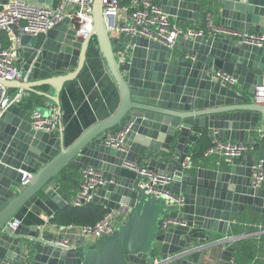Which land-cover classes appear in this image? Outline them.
I'll return each mask as SVG.
<instances>
[{"label": "water", "instance_id": "water-1", "mask_svg": "<svg viewBox=\"0 0 264 264\" xmlns=\"http://www.w3.org/2000/svg\"><path fill=\"white\" fill-rule=\"evenodd\" d=\"M160 3L192 26L200 24L210 5L209 0ZM214 3L221 25L264 32V0ZM92 15L94 24L85 38L77 36L78 19L66 18L40 37L10 26L21 46L23 80L0 78V84L49 98L47 104L56 103L60 116V93L81 73L96 39L121 100L111 116L68 145L61 125L57 132L36 130L32 111L21 104L12 102L0 113V264H198L189 260L192 253L228 244L226 263L242 238L231 232L233 214L248 207L264 219V182L258 188L252 185L254 155L216 168L187 169L183 163L198 140L214 131L220 139L257 144V155L264 159V102L256 98L264 84V47L209 33L181 36L179 41L194 56L186 58L140 36L120 62L123 44L110 34L103 0H94ZM215 70L232 74L238 85H221L212 77ZM44 87H52L53 94L37 90ZM116 126L129 128L127 151L104 142V132ZM137 155L150 159L151 169L173 173L171 189L185 197L182 207L146 192L142 176L126 174L124 163ZM84 166L100 169L106 179L91 202L126 216L112 234L67 248L56 243L60 236L44 223L13 231L6 227L23 208L53 217L73 200L70 193L79 190ZM165 215H176L180 222L162 230ZM202 260L203 254L199 264Z\"/></svg>", "mask_w": 264, "mask_h": 264}, {"label": "built area", "instance_id": "built-area-1", "mask_svg": "<svg viewBox=\"0 0 264 264\" xmlns=\"http://www.w3.org/2000/svg\"><path fill=\"white\" fill-rule=\"evenodd\" d=\"M94 0H58L52 3H36L30 0H10L0 7V78L7 81L23 80L22 68L18 64V57L21 54V46L18 39L14 36L12 43L4 46L2 33L7 32L13 35L10 28L15 24L19 30L28 35L43 36L49 30L54 28L64 19H78L77 36L85 38L91 31L94 19L92 15ZM104 16L113 37H124L123 46L119 48L118 58L120 62L126 61L129 51L135 46L137 37H146L154 40L167 48L173 50L180 37L185 39L193 38L198 35L213 34L223 37H229L241 43H247L258 47H264V32L248 31L245 29H236L221 25L215 21V16L207 14L204 25L195 27H184L177 18L167 13L160 3V0H103ZM186 58H194L190 53ZM215 81L223 86L234 88L238 85L237 78L223 70H215L212 74ZM23 91V90H22ZM19 92L10 95L8 88L0 84V113L12 103H22L24 93ZM259 101L264 102V84L258 88ZM60 116L56 110L48 114L40 110H32V125L36 130L57 132L59 131ZM128 127H122L116 131H107L104 134V142L111 147L122 151H127L128 146L124 140L128 133ZM214 131L210 146L205 150L203 157L218 155L227 161L248 154L254 155L252 185L258 188L264 182V159L257 155V144L220 139ZM193 160L188 157L183 163L184 168L192 167ZM124 166L142 176V187L146 192L152 193L157 197H165L169 204L182 207L185 197L175 194L171 189L174 180L173 173L165 170H154L145 162L129 161ZM80 187L76 197L72 201L73 206H83L91 202L99 186L106 183L103 172L93 166H84L79 171ZM115 212L109 211L104 217L94 225L81 226L82 231L94 239L101 235L112 234L118 226ZM176 215H165L160 223V229L166 230L180 221ZM22 224L17 217L11 219L6 227L15 230ZM264 233V227L261 226L256 235L261 236ZM244 239L239 238V241ZM57 244L72 248V242L69 238L59 237ZM26 264H34L29 261ZM155 264H158L155 263ZM224 264H242L234 254L229 261Z\"/></svg>", "mask_w": 264, "mask_h": 264}, {"label": "crops", "instance_id": "crops-1", "mask_svg": "<svg viewBox=\"0 0 264 264\" xmlns=\"http://www.w3.org/2000/svg\"><path fill=\"white\" fill-rule=\"evenodd\" d=\"M9 1L10 0H0V7ZM209 3V6H205L206 13L203 15L200 24L205 22V18L209 13L213 14L215 16V21L221 24V15L218 9V4L214 3V0H209ZM179 22L184 27L196 26H192L188 23L181 21ZM10 38L13 40L14 34L12 35V37L10 35ZM116 38H118L121 43L125 41L124 37ZM172 51L175 55L178 56H186V54L189 53V51L183 46V43L180 41L177 43V45ZM68 70L71 71L73 69ZM37 90H44L49 94H53L52 87L38 88ZM8 91L10 95L13 96L21 92L22 90H19L16 87H12L8 88ZM22 92L25 96L22 103L20 104L23 105L25 109L29 110L30 112L36 109V107H39L40 111L48 114L53 110H57L58 108L57 104L54 102L51 105L47 104L49 98L40 96L33 92ZM120 100L121 98L118 87L114 79L108 72L105 60L98 48L97 42H93V44L89 47L87 59L83 70L77 78L70 82H67L60 93L61 115L59 125H61L62 128L65 145L72 143L93 123L100 120H104L111 116L118 108ZM107 131L112 130L110 129ZM107 131H105L104 134ZM209 138H212V134L209 135ZM197 146L198 143L195 144L194 148L190 149L188 157L192 158V155L196 151ZM134 159L136 161L141 159L142 162H145L147 164H149L150 162V159H146L145 156L137 155ZM226 162L227 159H223L218 155L200 157L195 159V161L193 160L195 168H216ZM126 174L129 177L133 178L138 176V174L130 170L126 171ZM77 186L78 188L80 187V182L77 184ZM77 192L78 190L72 191L70 193L71 200L76 197ZM72 201L68 200L67 204L72 203ZM16 217L21 220V225L23 226H31L34 224L38 225L44 223L45 229L47 231L54 232L60 237L69 238L72 242V246H78L86 242H92L96 240L92 237H88L82 231L81 226L59 225L51 221V216L40 214L27 208H23L22 210H20ZM117 219L118 223L124 222L126 220V216L118 214ZM48 220L49 223L47 222ZM232 221L234 222L231 231L232 234L243 236L244 238L255 237V239L258 241V245L256 246L258 251L255 254L256 258L255 260L252 259V263H255L256 260H259V258L261 257L259 256L260 252L264 251V233L261 236L256 235L259 231V228L261 226L264 227V219H262L260 214H258L257 212L252 211L248 207H245L243 211H239L233 214ZM227 246L228 244L224 246H213L204 250L196 251L189 256V260L199 264V261L201 260V255L203 254L202 264H224L225 261L223 259V252ZM234 254H236V250L234 251ZM243 256L246 255L243 254ZM20 264L26 263L22 262ZM259 264H264V260L262 261V263L260 262Z\"/></svg>", "mask_w": 264, "mask_h": 264}, {"label": "trees", "instance_id": "trees-1", "mask_svg": "<svg viewBox=\"0 0 264 264\" xmlns=\"http://www.w3.org/2000/svg\"><path fill=\"white\" fill-rule=\"evenodd\" d=\"M57 1L58 0H55V2ZM126 2L127 0H123V3ZM202 25H204V23ZM2 38H3L4 46L8 47L11 43L10 35L7 32H3ZM93 42L96 43L97 40L94 39ZM118 129H120V127L116 126L111 130L116 131ZM197 143H198L197 149L192 155L193 158L192 160L194 161L195 159L204 156L205 150L211 144V138H209V136H203L198 140ZM107 212H109V210L93 202H88L80 207L73 206L70 203L67 204L61 210L57 211L53 215V217H51V221L59 225L89 226V225H94L98 221H100ZM257 245H258V241L255 239V237L244 238L240 240L235 248L237 260L241 262V259L247 257L251 259V262L255 260L256 258L255 254L258 251V249L256 248ZM243 254H245L246 256H243Z\"/></svg>", "mask_w": 264, "mask_h": 264}, {"label": "rangeland", "instance_id": "rangeland-1", "mask_svg": "<svg viewBox=\"0 0 264 264\" xmlns=\"http://www.w3.org/2000/svg\"><path fill=\"white\" fill-rule=\"evenodd\" d=\"M42 110H43V108H42ZM259 256H261V257L259 258V260H256L255 263H252L251 260L248 257L241 259V263L242 264H251V263L252 264H259L260 262L262 263V261L264 260L263 259V257H264V251H261L260 254H259Z\"/></svg>", "mask_w": 264, "mask_h": 264}]
</instances>
